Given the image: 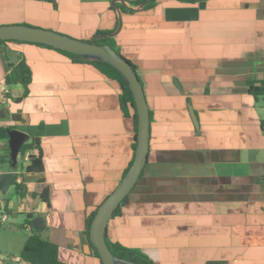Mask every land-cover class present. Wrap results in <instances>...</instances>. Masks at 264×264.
<instances>
[{"label":"crops","instance_id":"obj_1","mask_svg":"<svg viewBox=\"0 0 264 264\" xmlns=\"http://www.w3.org/2000/svg\"><path fill=\"white\" fill-rule=\"evenodd\" d=\"M112 1L0 0V24L85 40L115 31L121 15L107 38L137 67L151 135L148 162L107 238L156 264H264V107L249 92L250 81L264 91V0H155L134 12L126 5L143 0ZM0 53L14 55L0 64V125L39 137L44 166L28 173L23 157L16 171L28 193L4 200L9 217L25 219L8 218V227L56 243L66 264H102L86 227L134 161L133 109L124 112L120 84L91 63L23 41L0 43ZM21 61L32 72L27 88ZM46 186L50 205L39 196ZM28 236L1 251L20 255Z\"/></svg>","mask_w":264,"mask_h":264},{"label":"water","instance_id":"obj_2","mask_svg":"<svg viewBox=\"0 0 264 264\" xmlns=\"http://www.w3.org/2000/svg\"><path fill=\"white\" fill-rule=\"evenodd\" d=\"M119 1L113 0V6ZM122 26L121 15L119 14V25L115 31L108 33H97L92 41L73 37L68 34L60 33L52 29L38 27L23 23L0 24V40H16L29 43H40L52 46L75 54L81 59L90 61L98 60L106 62L116 68L126 79L134 96L135 107L138 114L137 147L135 158L129 170L118 184L116 189L104 200L98 208L90 224V241L93 247L99 252L102 264H138L136 262L116 256L107 243V231L109 222L118 206L128 197L137 184L142 171L144 170L149 155L150 135H151V114L146 97L144 85L139 77L137 70L130 61L120 54L109 43H98L99 38L115 36ZM177 81V80H176ZM192 119L199 128L198 117L191 105H189ZM9 156L11 168L9 171L0 173V185L7 190L12 185V181L17 176L16 171L18 156L22 145L30 139V134L13 129L8 132ZM36 229H42L45 224L44 218H36L33 221Z\"/></svg>","mask_w":264,"mask_h":264},{"label":"trees","instance_id":"obj_3","mask_svg":"<svg viewBox=\"0 0 264 264\" xmlns=\"http://www.w3.org/2000/svg\"><path fill=\"white\" fill-rule=\"evenodd\" d=\"M183 2H194L197 0H180ZM155 0H143V1H138L134 3V7L126 5V12H134L136 11L137 8H148L152 7L154 5ZM101 32V31H100ZM110 38H99L98 43H109L112 45L119 53L120 51L116 48L113 38H111V42H109ZM9 41H16V40H0V43L4 42H9ZM89 41H92L90 39ZM39 45L47 46L50 48H53L52 46H48L45 44H40ZM68 56H70L72 59L79 61V62H86V63H91L95 65L97 68L100 69L102 73H104L106 76H108L110 79L116 80L121 87V100H122V106L123 110L126 114H129L130 108L133 109V117L136 121L137 129H138V114L137 110L135 107V102H134V96L131 91L130 86L128 85L126 79L124 76L113 66L106 62H101L98 60H84L79 58L73 53L57 49ZM121 54V53H120ZM128 61H130L128 59ZM132 66L137 70L136 65L130 61ZM18 68L22 71L23 74V84L27 88L29 84L32 81V72L30 67L27 65L25 61H21L18 63ZM140 77V76H139ZM9 82V78H6ZM142 81V80H141ZM143 83V82H142ZM249 92L254 95L256 98L259 97V95L264 94V91L262 89L255 85L254 82L250 81L249 82ZM20 99H16V101H19ZM151 114V111H150ZM152 118V114H151ZM16 126L14 125H0V141H8L9 139V134L8 132L10 130L15 129ZM28 154V164L25 167L26 172H36V173H41L43 172L44 166H43V150L40 144V138L37 136H31L30 139L25 142L20 150V155L25 156ZM10 159V156L8 155H2L0 156V161H6L7 159ZM131 166V165H130ZM130 168V167H129ZM129 168L126 170L125 174L129 170ZM124 174V176H125ZM24 174L21 172L17 174V176L13 180V185H15V190L16 193L21 196L25 197L28 193V186L27 184L23 181L20 180V178L23 179ZM39 196L50 205V200H49V188L46 186L43 188V190L39 193ZM127 200V197L124 199L123 202ZM122 202V203H123ZM100 207V206H99ZM98 207V208H99ZM98 208L92 213V215L89 217L88 222H87V227H86V233L88 234L90 238V224L95 216V214L98 211ZM121 212V205L116 208L114 211L113 216H116L120 214ZM34 217V214H28L26 221L29 222L31 218ZM107 243L108 246L110 247L111 251L118 257L124 258L133 262H136L138 264H156L147 254L142 252L139 249L136 248H131L124 246L120 242H113L110 239L107 238ZM94 248V247H93ZM94 254L96 257L100 258L99 252L94 248ZM20 256L22 257L23 261L28 262L30 264H66L64 261L60 259L59 256V246L48 240L47 238H44L40 233L37 231H32L31 234L27 237V240L20 252ZM102 262V261H101Z\"/></svg>","mask_w":264,"mask_h":264},{"label":"rangeland","instance_id":"obj_4","mask_svg":"<svg viewBox=\"0 0 264 264\" xmlns=\"http://www.w3.org/2000/svg\"><path fill=\"white\" fill-rule=\"evenodd\" d=\"M109 42H111V38L109 39ZM7 56L8 58L12 59L14 58V55L12 54H8V55H3L0 53V64L3 63V61L7 58L5 57ZM1 76H4V69H3V66L0 65V77ZM259 104L264 107V94L262 95H259ZM7 142V145L4 147V148H1L2 146H0V156L2 155H9V144H8V141ZM23 157L22 155L19 154L18 156V163H17V167L16 169L18 168H21L22 166V160H23ZM11 162L9 160V158L6 160V161H0V170H10L11 168ZM14 195H15V187L12 186L11 188L7 189V190H4L1 185H0V196L4 199V198H8L10 200H14ZM25 216H22L20 214H13L9 217V222H17L19 224H22L24 222V218ZM19 229L20 231H22V233L20 234H13L9 227H8V222L6 221L2 227L0 226V245H1V249H2V246L3 244L7 241V239L10 241V245L12 246H17L18 243L20 242V239L22 237V235H29L28 231L26 230V228H17ZM2 251L4 252V250L2 249ZM19 253V251H14V253L12 254H15L17 255Z\"/></svg>","mask_w":264,"mask_h":264},{"label":"built area","instance_id":"obj_5","mask_svg":"<svg viewBox=\"0 0 264 264\" xmlns=\"http://www.w3.org/2000/svg\"><path fill=\"white\" fill-rule=\"evenodd\" d=\"M7 91H4L3 96ZM9 218V212L5 200L0 196V226H2ZM23 261L20 255L3 253L0 247V264H13Z\"/></svg>","mask_w":264,"mask_h":264}]
</instances>
